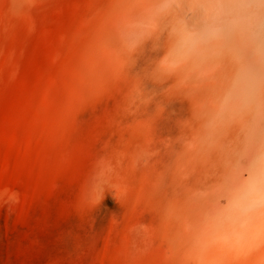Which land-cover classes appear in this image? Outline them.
Returning <instances> with one entry per match:
<instances>
[{
    "label": "rangeland",
    "instance_id": "rangeland-1",
    "mask_svg": "<svg viewBox=\"0 0 264 264\" xmlns=\"http://www.w3.org/2000/svg\"><path fill=\"white\" fill-rule=\"evenodd\" d=\"M0 264H264V0H0Z\"/></svg>",
    "mask_w": 264,
    "mask_h": 264
}]
</instances>
